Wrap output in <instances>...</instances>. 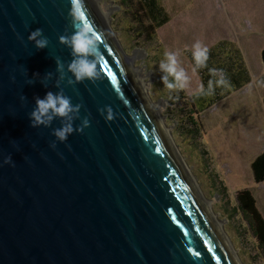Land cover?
Listing matches in <instances>:
<instances>
[{"label": "water", "instance_id": "water-1", "mask_svg": "<svg viewBox=\"0 0 264 264\" xmlns=\"http://www.w3.org/2000/svg\"><path fill=\"white\" fill-rule=\"evenodd\" d=\"M82 6L103 62L99 78L78 81L60 39L76 30L70 0H0V264H233L96 12ZM47 92L78 111L32 126ZM68 123L60 140L54 130Z\"/></svg>", "mask_w": 264, "mask_h": 264}, {"label": "rangeland", "instance_id": "rangeland-1", "mask_svg": "<svg viewBox=\"0 0 264 264\" xmlns=\"http://www.w3.org/2000/svg\"><path fill=\"white\" fill-rule=\"evenodd\" d=\"M98 1L124 56L131 57L130 64L140 70L144 92L169 142L217 218L239 264H264V253L237 199L240 190H251L264 218V182L254 181L251 167L264 150V84L258 83L264 81V0H160L170 21L154 34L143 31L138 22L136 0ZM222 39L239 47L253 81L197 112L191 95L202 81L187 52H192L196 41L209 48ZM166 50L178 53L179 66L189 77L185 89L168 90L160 79L164 73L159 64ZM191 117L198 125L191 123Z\"/></svg>", "mask_w": 264, "mask_h": 264}, {"label": "clouds", "instance_id": "clouds-1", "mask_svg": "<svg viewBox=\"0 0 264 264\" xmlns=\"http://www.w3.org/2000/svg\"><path fill=\"white\" fill-rule=\"evenodd\" d=\"M82 0H70L69 15L73 17V26L76 29L70 39L61 37V41L69 44L73 49L74 59L69 65L70 71L74 74L76 80L96 79L99 78L101 72L98 65L103 62V52L100 46V36L96 33L89 23L83 22L85 13L82 10ZM76 21H81L77 23ZM41 30L37 29L30 33L29 39L35 40L40 35ZM37 47L43 48L47 44V39H40L36 41ZM92 54L95 59L89 60L88 56ZM178 53L173 51H165L164 59L160 61L159 68L164 73L160 77L164 87L168 90L185 89L188 85L189 77L183 67L179 66ZM192 57L195 61L196 68L206 67L208 59V49L203 46L201 42L196 41L192 45ZM195 71V69H193ZM209 72L212 75H217L218 70L210 68ZM172 77V79H169ZM258 83L264 84V81ZM217 86H228V81L223 75L215 81ZM213 92V81L209 80L207 94ZM205 89L203 84L197 89V94H204ZM107 107V120L113 118V110L110 106ZM73 110L78 111V106H73L70 98L62 94H53L47 92L44 97H37L36 104L30 113V124L35 126L37 124L50 123L55 117H68ZM88 121L85 120V125ZM73 131L71 123L63 125L59 129L54 130V134L60 140H66L67 136Z\"/></svg>", "mask_w": 264, "mask_h": 264}, {"label": "trees", "instance_id": "trees-1", "mask_svg": "<svg viewBox=\"0 0 264 264\" xmlns=\"http://www.w3.org/2000/svg\"><path fill=\"white\" fill-rule=\"evenodd\" d=\"M135 5L138 6L137 9L140 15L138 22L143 27V31H150L154 34L157 29L170 21V15L160 0H136ZM207 49V66L203 68H196L192 52H187L201 76L205 89L204 94L195 92L191 95L193 109L195 108L197 112L205 111L253 81L245 58L235 43L222 39ZM261 56L264 63V47L261 50ZM210 68L217 69V75H212L209 72ZM220 75H223L228 81V86H217L215 84ZM169 79H172V77H169ZM209 80L213 81V92L211 94H207ZM191 119L190 121L194 126L198 125L194 117H191ZM251 167L254 181L256 183L264 182V150L254 158ZM237 199L238 209L250 225L264 253V218L258 210L256 198L251 190L243 189L238 192Z\"/></svg>", "mask_w": 264, "mask_h": 264}, {"label": "bare ground", "instance_id": "bare-ground-1", "mask_svg": "<svg viewBox=\"0 0 264 264\" xmlns=\"http://www.w3.org/2000/svg\"><path fill=\"white\" fill-rule=\"evenodd\" d=\"M89 3L91 4L93 10L96 12V15L102 25V27L104 28V32L106 34V36L108 37V40H110V43L113 45V47L118 51L120 57L122 58V60L124 61V63H131L132 58L128 57V56H124V51L122 50V48H120V46L117 44V40L114 38V33L112 31V29L109 28V26L107 25V23H105V15H104V11L103 9L100 7L99 1L98 0H88ZM116 44V45H115ZM126 57V58H125ZM132 64V63H131ZM129 65L128 68V72L130 73V75L132 76L137 88L139 89V91L142 93L143 98L146 101V104L150 110V112L152 113L155 122L157 124V126L159 127V129L161 130V132L163 133L166 141L168 142L170 148L172 149V152L177 160V162H179V165L181 166L182 170H183V174L185 177V180L187 181L188 185L190 186L192 192L194 193L196 200L198 201V203L200 204L201 208L203 209V212L205 213V215L208 217L210 223L212 224V226L214 227L215 231L217 232L218 236L220 237V239L222 240V242L225 245L226 251L228 252V255L232 261L233 264H239L237 256L235 255V252L233 251L232 247L229 245L228 240L225 238L226 236H224L223 231L221 230V228L218 226V220L217 218L213 215L212 211L210 210V208L207 206V202L205 201V199L203 198L201 192L197 189V187L195 186V183H193V181L191 180V176L189 173H186L185 171V167H183V165L181 164V162L179 161V158L172 146V144L169 142L168 137L166 136V129L164 128V124L161 121V118L159 117L158 112L155 110L156 108L153 107V105L151 104V101L147 98L144 89H143V85H142V79H141V75H140V70H138L137 68L133 67V65ZM140 78V79H139ZM154 109V110H153ZM156 111V112H155Z\"/></svg>", "mask_w": 264, "mask_h": 264}, {"label": "crops", "instance_id": "crops-1", "mask_svg": "<svg viewBox=\"0 0 264 264\" xmlns=\"http://www.w3.org/2000/svg\"><path fill=\"white\" fill-rule=\"evenodd\" d=\"M262 50V49H261ZM263 102H264V97H263Z\"/></svg>", "mask_w": 264, "mask_h": 264}]
</instances>
